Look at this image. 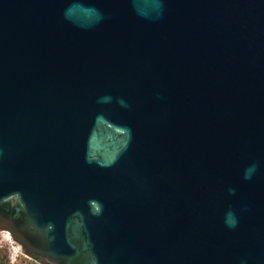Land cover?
Returning <instances> with one entry per match:
<instances>
[{
	"label": "water",
	"instance_id": "obj_1",
	"mask_svg": "<svg viewBox=\"0 0 264 264\" xmlns=\"http://www.w3.org/2000/svg\"><path fill=\"white\" fill-rule=\"evenodd\" d=\"M39 264H264V0H0V232Z\"/></svg>",
	"mask_w": 264,
	"mask_h": 264
},
{
	"label": "rangeland",
	"instance_id": "obj_2",
	"mask_svg": "<svg viewBox=\"0 0 264 264\" xmlns=\"http://www.w3.org/2000/svg\"><path fill=\"white\" fill-rule=\"evenodd\" d=\"M6 254L8 264H35L20 253L19 246L15 244L7 232H0V256Z\"/></svg>",
	"mask_w": 264,
	"mask_h": 264
},
{
	"label": "trees",
	"instance_id": "obj_3",
	"mask_svg": "<svg viewBox=\"0 0 264 264\" xmlns=\"http://www.w3.org/2000/svg\"><path fill=\"white\" fill-rule=\"evenodd\" d=\"M7 262H8V261H7V256H6V254L1 255V256H0V264H8Z\"/></svg>",
	"mask_w": 264,
	"mask_h": 264
},
{
	"label": "built area",
	"instance_id": "obj_4",
	"mask_svg": "<svg viewBox=\"0 0 264 264\" xmlns=\"http://www.w3.org/2000/svg\"><path fill=\"white\" fill-rule=\"evenodd\" d=\"M34 262H35V264H39L38 262H37V260H33Z\"/></svg>",
	"mask_w": 264,
	"mask_h": 264
}]
</instances>
